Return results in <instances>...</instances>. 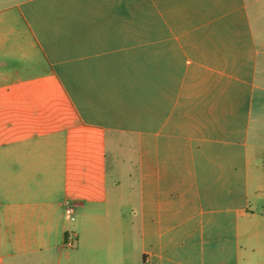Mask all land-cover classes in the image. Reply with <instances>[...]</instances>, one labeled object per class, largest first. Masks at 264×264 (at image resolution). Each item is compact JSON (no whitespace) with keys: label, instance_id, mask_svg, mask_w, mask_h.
<instances>
[{"label":"crops","instance_id":"crops-1","mask_svg":"<svg viewBox=\"0 0 264 264\" xmlns=\"http://www.w3.org/2000/svg\"><path fill=\"white\" fill-rule=\"evenodd\" d=\"M0 264H264V0H0Z\"/></svg>","mask_w":264,"mask_h":264},{"label":"built area","instance_id":"built-area-1","mask_svg":"<svg viewBox=\"0 0 264 264\" xmlns=\"http://www.w3.org/2000/svg\"><path fill=\"white\" fill-rule=\"evenodd\" d=\"M66 214L67 216L73 220L74 217H73V210L71 208H68L66 210ZM76 240H77V235L74 231H69L67 234H66V246L69 247V248H72L74 247L75 243H76Z\"/></svg>","mask_w":264,"mask_h":264},{"label":"rangeland","instance_id":"rangeland-1","mask_svg":"<svg viewBox=\"0 0 264 264\" xmlns=\"http://www.w3.org/2000/svg\"><path fill=\"white\" fill-rule=\"evenodd\" d=\"M125 145H135L134 141H132V144H131V141L126 139L124 140V146ZM125 156V155H123ZM130 156V154H128V157ZM124 169H126V167L124 166ZM123 174L124 175H121V179H122V193L123 194H126V193H129V179L127 178L126 174H125V171H123Z\"/></svg>","mask_w":264,"mask_h":264}]
</instances>
